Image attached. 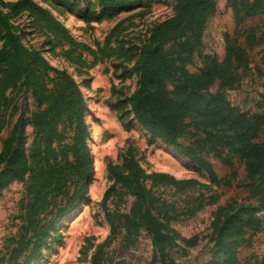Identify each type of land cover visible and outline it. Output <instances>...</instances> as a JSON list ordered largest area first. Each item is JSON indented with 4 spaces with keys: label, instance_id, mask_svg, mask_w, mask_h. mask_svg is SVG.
<instances>
[{
    "label": "trees",
    "instance_id": "1",
    "mask_svg": "<svg viewBox=\"0 0 264 264\" xmlns=\"http://www.w3.org/2000/svg\"><path fill=\"white\" fill-rule=\"evenodd\" d=\"M47 1L89 21L150 4L143 0ZM173 1L174 13L156 22L139 48L133 63L138 77L136 89L110 107L119 111L129 107L133 119L143 128L204 168L214 180L218 177L210 156L229 167L236 159L243 162L246 185L257 203H227L218 208L208 262L241 264L239 249L250 246L264 231V104L245 109L234 104L227 92L239 88L251 74L250 52L264 43V0H227L235 26L225 37L223 58L207 55L197 71L189 66L203 46L207 22L217 11L216 0ZM23 15L32 29L49 35L56 55L84 68H93L130 49L120 39L125 20L114 24L102 47L94 48L77 39L40 2L0 0V133L17 111L21 93L35 103V109L18 115L0 149V195L13 182L25 185L19 202L18 230L5 239L0 264H31L41 256L59 220L85 197L94 167L84 93L68 70L24 43L22 27L14 20ZM253 19H260V24H251ZM216 85L217 89L211 91ZM27 126L33 128L29 146ZM185 136L187 142L182 140ZM106 166L112 182L103 195L102 206L110 233L97 246L92 264H102L107 248L117 240L125 256L142 231L151 235L153 260L174 264L171 248L178 247L185 255L187 247L197 243V237L182 236L171 223L216 203L220 194L209 192L208 185L196 178L147 172L132 145L122 164L109 160ZM130 200L129 208L123 209ZM123 262L119 259L114 264Z\"/></svg>",
    "mask_w": 264,
    "mask_h": 264
},
{
    "label": "rangeland",
    "instance_id": "2",
    "mask_svg": "<svg viewBox=\"0 0 264 264\" xmlns=\"http://www.w3.org/2000/svg\"><path fill=\"white\" fill-rule=\"evenodd\" d=\"M36 1L48 7L77 39L89 43L94 48L102 47L106 35L114 24L125 20V28L120 39L124 41L125 48L130 49L126 54L104 59L93 68H84L56 55V51L50 47L49 35L32 29L25 15L14 19L22 27L24 32L22 39L27 46L41 50L52 64L68 70L79 83L87 102L86 119L91 129L90 146L94 162L88 190L82 202L59 220L51 233L48 247L43 248L41 256L34 259L31 264H92L97 246L110 233V225L102 206L103 195L112 182L106 164L109 160L122 164L129 145L134 147L136 158L147 172L165 171L178 178H196L208 185L209 192L220 194L216 203L205 205L195 215L171 223V227L182 236L197 237V243L187 247L185 255H182L178 247L171 248L170 257L174 259V264H208L214 247L213 223L218 208L227 203H257L246 185L243 162L236 159L234 165L229 167L210 156L218 177L214 180L204 168L143 128L133 119L129 107L123 111L110 107L117 105L119 99H125L136 89L138 77L133 71V63L139 54V48L147 41L153 25L174 13L175 2L143 0L149 1V6L122 9L116 11L111 18L89 21L69 12L64 6L57 8L47 0ZM216 3L217 11L207 22L203 33V46L196 53L194 64L189 66L192 71L204 66V57L207 55L215 54L222 59L225 37L234 30L233 14L227 0H216ZM132 15L134 17L129 19ZM259 20L253 19L251 24H260ZM262 52L263 49L250 52L252 75H249L248 79L245 77L239 88L227 92L234 104L245 109L254 110L256 106L264 104V95L256 97L258 94H264L260 88V81L264 78L257 75V68L264 63ZM216 89L217 85L212 87L211 91ZM19 97L17 111L11 117L8 127L0 133V149L18 115L35 109L31 97L25 93H21ZM122 121L128 129L124 127ZM26 133L29 146L33 141V128L27 126ZM182 140L187 142L188 136ZM227 181L231 183L228 184ZM24 188L23 182H13L0 195V255L4 252L5 239L18 230L19 202L23 197ZM130 203L131 200L123 209H128ZM108 204L111 208L115 207L110 201ZM151 241V235L142 231L137 243L122 256L117 240L107 248L102 264H114L119 259L124 260L122 264H160L153 260ZM238 257L241 264H264V231L253 238L250 246L241 247Z\"/></svg>",
    "mask_w": 264,
    "mask_h": 264
},
{
    "label": "crops",
    "instance_id": "3",
    "mask_svg": "<svg viewBox=\"0 0 264 264\" xmlns=\"http://www.w3.org/2000/svg\"><path fill=\"white\" fill-rule=\"evenodd\" d=\"M262 50L263 49V51H264V43L261 45V46H259V47H256V48H254V50ZM261 57L263 58L264 57V52H262L261 53ZM262 67V68H261ZM258 70V72H257V75L259 76V77H261V78H264V63L263 64H261V66H259V68H257ZM253 71V70H252ZM252 75V73L250 74V76ZM247 79L249 78V76H247L246 77ZM245 78V79H246ZM244 79V80H245ZM244 82V81H243ZM260 88H261V91H264L263 90V88H264V80H262V81H260ZM261 95H264V94H258V95H256V97L257 98H259Z\"/></svg>",
    "mask_w": 264,
    "mask_h": 264
}]
</instances>
